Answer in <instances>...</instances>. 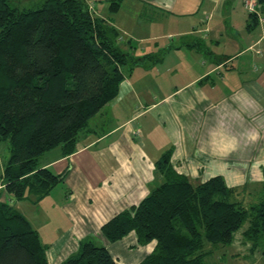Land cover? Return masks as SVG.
<instances>
[{
	"label": "crops",
	"instance_id": "0c3cea01",
	"mask_svg": "<svg viewBox=\"0 0 264 264\" xmlns=\"http://www.w3.org/2000/svg\"><path fill=\"white\" fill-rule=\"evenodd\" d=\"M85 1L119 32L124 52L153 59L126 76L107 106L110 128H101L99 121L73 154L63 157L57 150L53 155V150L40 163L55 175L66 172L58 196H48L59 200L56 215L65 225L58 232L63 233L42 244L48 264L76 255L87 238L106 247L115 264H138L155 241L139 245L132 232L109 243L100 228L161 182L154 163L165 151H172L173 169L194 184L216 176L230 188L263 180L264 5L122 0L114 20L107 16L106 0ZM132 7L139 10L127 9ZM144 8L153 14L144 26L133 15L125 21L119 16Z\"/></svg>",
	"mask_w": 264,
	"mask_h": 264
},
{
	"label": "trees",
	"instance_id": "16d2710c",
	"mask_svg": "<svg viewBox=\"0 0 264 264\" xmlns=\"http://www.w3.org/2000/svg\"><path fill=\"white\" fill-rule=\"evenodd\" d=\"M106 1L111 14L122 2ZM28 6L0 0V142L10 147L0 185L13 200L0 201V264H48L38 232L11 204H37L63 181L66 172L55 175L39 157L55 149L63 157L73 154L89 121L117 98L126 73L153 59L124 52L119 32L85 0ZM171 152L154 163L161 182L102 225V237L115 243L133 232L139 245L155 241L138 264H205L213 251L208 245H230L241 229L244 242L264 245V179L255 192L227 187L221 176L194 184L173 169ZM247 192L256 201L245 204ZM61 264L115 262L106 247L87 238Z\"/></svg>",
	"mask_w": 264,
	"mask_h": 264
},
{
	"label": "rangeland",
	"instance_id": "374dc122",
	"mask_svg": "<svg viewBox=\"0 0 264 264\" xmlns=\"http://www.w3.org/2000/svg\"><path fill=\"white\" fill-rule=\"evenodd\" d=\"M33 1L36 0H21V5L26 8L29 7L28 3H33ZM91 7L93 8L92 5ZM127 9L139 10V8L137 7L127 8ZM144 9H145L144 12L135 11V12H131V14L123 13L122 11L119 16L122 20L125 21L127 19L126 18L127 15H133L137 17L138 20L141 22V26H144V24L147 21L149 22L151 20V17L153 15L150 14V12H148L146 8ZM105 12L106 11L104 10L103 13ZM114 14L113 13L110 14L108 12L107 16L115 20V17L113 16ZM157 17H158L157 15H154L153 19ZM137 44L138 43H135L134 46L136 47ZM141 46L144 47V44H142ZM149 56L150 55H147V57ZM138 65L140 66V64L138 63L136 66L133 67L132 71H128L126 74L129 76L131 73L132 75L133 70L136 67H138ZM126 67H128V65ZM106 108H104L94 119L89 121L88 127L91 128L94 127L96 124H98L99 121L102 122L101 128L106 129L107 127L108 128L111 127L112 121L110 120V111L108 110V108L107 109ZM99 127L100 125L97 126V128ZM9 148L7 142L5 141L0 142V184H1V173H2L3 164L10 156ZM57 152L58 151L55 149V151L52 154L53 155L57 154ZM47 154L49 153H45L41 157H39V163L46 161L45 156H48ZM262 182L263 180L259 184H253V185L247 184L245 186L248 187L249 189L248 191L255 192L257 189H259ZM60 188H62V185L57 184L56 188L54 187L53 190L50 192L53 198H56L58 196L57 193L58 191H60ZM247 193L241 196V199L245 204L249 203L250 201L252 202L256 201L253 197L251 198V194L249 192ZM49 195L43 196L37 204H34L27 200L16 201L15 203L11 204L13 212H16L22 217H24L33 230L41 233L42 235L40 239L41 243L44 242L50 243L55 233L57 234L63 233L58 231H60L65 225V223L63 222L64 220L61 219L59 215H56V212H58L57 208L59 207L58 204L59 200L52 199L54 201H51L50 197H48ZM0 201L11 203V201L13 200L9 197L8 194L4 193L2 190L0 194ZM244 227L246 226H243V228ZM242 230L243 229H241L235 234L234 241L230 245H218V246L208 245L207 248L211 247L213 251L211 255H209V257L206 258L205 264H264V257L262 254V252L264 251V245L260 244L258 247H252L251 243L244 242L240 233L242 232ZM96 243L97 245H100L99 242ZM44 247H47V245H45Z\"/></svg>",
	"mask_w": 264,
	"mask_h": 264
}]
</instances>
